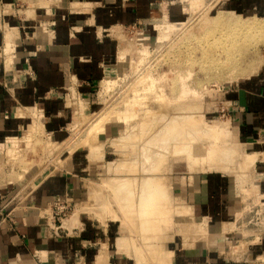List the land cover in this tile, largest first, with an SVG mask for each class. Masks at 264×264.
<instances>
[{
  "label": "crops",
  "instance_id": "0c3cea01",
  "mask_svg": "<svg viewBox=\"0 0 264 264\" xmlns=\"http://www.w3.org/2000/svg\"><path fill=\"white\" fill-rule=\"evenodd\" d=\"M2 1L10 6L19 0ZM40 2L46 12L51 13V1L34 3ZM59 2L62 4L63 1ZM34 3L31 12L36 7ZM95 3L96 0H88L86 4L91 7ZM36 13L41 14L40 11ZM88 20L89 17L83 22H71L69 29L55 24L48 34L13 21L14 35H0V215L13 218L11 223L0 225V264H136L116 251L115 234L110 232L109 225L98 231L85 220L83 226L80 225L82 228L63 231L60 237L50 236L46 223L50 221L47 210L51 204L66 201L77 205L86 197L81 179L86 164L83 151L76 150L67 159V171L50 169L47 175L48 172L39 175L34 170L38 161L32 169L21 161L29 150L25 142L32 135L33 119L38 117L44 134L62 141L66 136L64 126L72 116L64 104L65 88L71 87L89 99L103 75V64L114 51L113 41L107 33L120 22L117 15L111 17L108 12L101 11L92 18L94 27L88 24L83 29ZM5 51L6 54L12 51L14 56V65L7 64L6 69L1 62V53ZM261 83H245L244 87L226 93L223 100L231 106V120L239 140L251 147L254 156L261 158L254 165L257 190L254 191V180L251 179L244 193L264 200V85ZM109 132L110 127L105 126L100 136ZM8 139L18 142L16 150L22 156L18 166H12L10 158L3 154L6 150L2 147ZM26 160L28 163L30 159ZM189 181L186 186L177 188V195L186 204L182 207L189 210L191 218L174 220L177 225H185L187 232H192L193 241L183 243L182 237L178 243L170 241L166 248L170 264H239L240 259H228L225 243L234 239L245 241L246 236V246L240 254L245 259L242 263L264 258V229L259 233L252 230L246 235L237 217L242 211L238 209L241 203L238 197L231 196L228 177L217 172H204L193 174ZM31 210L45 216L35 217L28 213ZM167 241L169 237L166 236ZM153 252L150 250L147 254L153 256Z\"/></svg>",
  "mask_w": 264,
  "mask_h": 264
},
{
  "label": "rangeland",
  "instance_id": "374dc122",
  "mask_svg": "<svg viewBox=\"0 0 264 264\" xmlns=\"http://www.w3.org/2000/svg\"><path fill=\"white\" fill-rule=\"evenodd\" d=\"M36 1L37 0L35 1L27 0L26 2L24 0L23 1L19 0L17 2L11 3L12 5L8 6V5H4L7 3L0 0V35H5V36L8 34L14 35L13 34L14 30L12 28H14L15 23H18L19 25L26 27L30 25V27H32L34 30L44 31L48 34L50 30L55 28L56 25L69 29L71 28L70 25L71 22L73 23L75 21L83 22L86 20L87 17H89L88 20L89 22L88 23L84 22L83 29L87 28L88 24L94 27V22H91L92 18L93 16L95 17V15L101 11L108 12L109 16L111 17L117 15L118 20L120 22L119 25H116L115 27L111 28L110 29L111 31H109L108 33L106 32L107 34H110L107 35L108 38L113 41L114 51H112L111 55H109V57L106 58L105 63L103 64V75L100 78L98 84L96 85V88L93 90L91 97H89L88 99L86 96L79 95L71 87L65 88L66 91H64V95H63L64 104L70 110L72 116L71 119L67 120L68 121L67 125L64 126L66 132V136L64 137V139L59 142L53 140L51 135H47L43 133L42 127L41 125H39L41 135H40V131H38L39 133H37V135L39 134L40 136L38 135L36 142L32 143L33 146L30 145L31 147L30 146L27 147V149L29 148V150L25 152L26 154L24 155V158H22L21 160L25 164H28L31 169L34 167L35 161H38L39 165L36 166L34 170L39 172L38 173L39 175L43 172L44 173L48 172L46 173L47 175L51 171L53 172L67 171L66 168L67 159H70L72 155L76 152V150L84 152L83 153L84 162L86 164L84 165V171L81 174V179L83 180L82 184L84 185L83 187L86 195L83 201L84 202L87 201V202L84 203L82 201V203L79 202V204L77 205H74L66 201H62L60 203L56 201L52 203L50 208L47 210L50 215L49 216L50 221L48 222V224L52 225L54 223L55 226H60V224L62 223L61 226L64 229L65 233H67V231H72L71 229L72 228L74 229V227H76L77 229L82 228L80 227V225L83 226L82 223L85 220H88L91 224L95 225L98 231L103 229V227H105L106 225L107 226L109 225L111 227L110 232L112 234H115L116 239L114 238L115 240L114 243H115L116 251L118 253L125 254L129 258L133 259L136 264H170L169 255H168L169 253L166 251L167 245H170L171 243L170 241L178 243L180 242V237H182L183 243H186L187 240L193 241L192 232L191 231L187 232V228L185 225H183L182 223H179V225H177L178 224L177 220H174V217L172 218L173 212L175 213V209L176 212L178 211L180 212L182 208L180 207L179 209L178 206H184L183 204H185L183 203V201L179 199L177 195L178 193L177 188H179L180 186H186L188 184V181L190 180V177H192L193 174L196 173L199 174L204 172H212V173L217 172L226 175V177H228L230 183L231 196L238 197L237 199L240 200L241 205L240 208L238 209H242V211L238 214L237 217L239 218L238 222L242 224L243 229H245L244 231L246 232V235L250 233L252 230L257 231L258 233L261 232L264 229V206L262 205L264 204V200L256 198L255 195L249 196L248 194L244 193V189L248 188L247 185L248 181L251 179L253 181L255 178L256 173L254 171V165L256 163V160L261 158L254 156L253 155L254 152L251 149V147L245 145L239 140L238 133L236 132V129L231 120V115H232L231 106L229 105V103L223 100V97L225 96L226 93H229L233 89H236L238 87H244V84L250 81H262L261 85H264V0H191V1H197V4L199 5L198 8H192L191 12L188 8L189 0H100V3L98 2L99 0H96V3L91 7H88L86 4L88 3V0H62L63 1L61 2L62 4H59L60 3L59 0H47V1H51L49 5L53 6L51 8V13L46 12L47 9L43 5V3L41 2L40 4H37L39 2L34 3ZM33 3L34 5H36V7L34 8H38L41 6H43L44 8L40 10L39 9L34 10L33 8L32 12L35 11V13L33 14L31 12V4ZM71 3L74 4L72 5ZM128 4L133 5V7H127ZM135 4H137V7H135ZM54 5L57 6L58 9H56ZM37 11H40L41 14L36 13ZM220 12L223 13L224 15L231 17L234 20L235 25L250 26V27L252 25L257 26L256 29L250 30L251 33L247 34L248 37L246 41L243 43L245 45L246 51H242L241 53L244 60H242L239 64V66H241V68H244V70L248 69V66L250 67L255 65L257 67V68L255 67L256 68L255 72L248 74V72L245 73L233 72L230 69H226L223 71L214 70L204 75L203 71L197 69V67H194L193 69L192 67L187 66L184 62L182 63L179 62L175 58L174 53L187 54L189 52V49L185 47V44L188 42V39L180 40L182 38V35L188 34V37L189 35H193L195 38H197L198 36L206 35L205 38L206 40L204 41V43L210 42L211 39L214 40L217 37L223 39V37L221 36L225 35L226 30L222 27H218L219 30L214 32V28H213L214 26L212 25L213 24L212 21ZM39 15H41V17H39ZM199 18L201 19L203 18V21H205L206 24H203L202 22L199 24L198 22L200 20ZM24 20H26V22H24ZM54 20L55 21L57 20V22H54ZM188 21H190L189 24ZM162 23L177 27L180 26L182 27L187 24L188 25L186 29L171 34L173 36L169 40L164 42L160 46V48H156L155 43L152 42L151 39L157 40L158 36H160L155 26ZM216 26H220V25H216ZM98 31L102 32L101 29H98ZM200 40H204V39H200ZM5 45L6 43H4V48ZM143 50L147 51V54H144ZM200 51L202 52L203 49H200ZM1 54H2L1 62H4L5 69L7 64L9 65L10 63H12V66L14 65V59H13L14 56L12 55V51H10V53L8 52V54H6V51L4 53L2 52ZM196 56L199 57V54L196 53ZM247 58L252 59V61H247L246 60ZM120 62H125L124 70L118 73L117 66L118 63ZM168 75L169 77H167ZM179 76H183V79L179 80ZM138 79L140 81L146 80L148 82L147 84H151V82H153L154 86H156V89L154 91H157V89L159 90L163 89L167 94H169L171 92V90L169 89L170 87H172L173 88L172 90L174 91V95L177 92L178 86L180 85L181 81H186L188 89L190 88V90L194 89L198 91L201 97L199 99H193V101L191 98L186 99V102H184L183 104L181 103H177L178 105L175 104L173 109L178 107L180 110L181 106L184 108L191 106L195 107L196 109L199 108V115L202 117L203 123L215 127L216 130L218 129L220 130V128L222 127L221 130L226 129L227 132L229 131L233 132L232 134L233 135L235 134L233 138L236 139L235 143L237 142V144L240 145V149H239L241 151L240 153H244L247 156H252L251 159L253 160V167L250 165L251 172L248 174V176L251 175V177L250 176L246 177V184L244 185L240 184L239 181L236 182L234 181L235 183H232L229 177V173L226 174L227 170L226 171H223L224 169L218 170L219 168H222L221 166L216 167L213 166L212 163L210 165V162H213V160H217V159H223V161L222 160H217V161L219 163H224L225 162L224 154H222V156L217 159L215 158L210 159L208 157V159L199 160L198 157L195 160L197 165L194 166L192 163V165L194 166L192 167L193 169L197 167L194 171L191 170L192 168L189 167L188 163L184 161H173L172 167L171 164L170 166H167L168 168L171 167V169L167 168V170L171 172L169 173L167 171V173H165L166 175L165 177L170 176V179L167 178L168 180H170L169 182L170 185L167 184L166 187L170 186L168 187L171 190L170 193L173 192L171 194L172 195L171 199L173 202V206L176 205L175 206L176 208L174 210L173 209L170 210L171 215L169 216L163 215L164 220H166V218L169 217L168 224L166 225L164 221L161 224L163 229L159 227L158 232L155 231L152 232V235H154L152 237L156 238V246L153 249L154 251L153 256L147 254L152 249L149 248L147 250L146 248L145 250H143L144 248L140 244L142 243V241L140 240L142 239V237H144V235H147L146 234L147 232H143L145 234L140 235V233L136 229H135L136 231L131 230L133 226L132 227L128 226L131 228L128 229V231H130L131 234L127 232L126 228L128 227L125 225L126 228H124L125 226L122 225L125 223L124 222L125 220L124 218H121L122 216L119 213L120 209H118L119 207L117 208L116 203L113 202V200L114 201L116 200L113 199V195L111 191L109 189L107 190L106 186L104 185L105 190H107L108 192L107 195L110 196L109 199L106 195V197L108 198L107 199L104 197L105 196L104 193L106 191L101 189L103 187V184H105L104 182L109 177V173L108 174L105 173L107 164L114 163L120 160L121 158H123V156H121L120 153L115 151V149L118 148L120 149V147H118L119 144H115L113 140L117 139L118 136L120 135L122 136V134L125 135V133L126 132L128 133L129 131L136 133L137 131L136 129H134L135 125L137 126L138 123L139 124L141 123V121L150 119L149 116L142 118L141 117L142 114L140 115L133 114L131 119H129L130 121L127 122L126 124L127 126H123L122 124L116 123L114 121L110 123H106L104 125V128L105 126L110 127L109 133H115V134L110 135L108 133L105 136L104 135L100 136L103 134L104 132L103 130V132L99 134V136L97 137L96 141H90V139L85 141V137H84L88 132L87 128H89L90 126L88 125L87 127L86 125L91 124L92 121L96 120L95 115L100 116L103 111L105 112L107 108H111V107L121 109L123 105L120 103L123 102V100L131 101L132 98H136L135 95H137V92L135 93L134 90L136 89L135 84H137L136 81ZM168 82H170L169 86L166 85V83ZM104 98L106 101L104 100ZM121 99L123 100L121 101ZM149 100L150 99H147V101ZM108 105L111 107H108ZM102 109L103 111H101ZM33 120L36 123L39 122L37 116ZM38 124H40V122ZM221 139L223 142L229 144L228 137L223 136ZM78 142H82V144L80 145V143L78 144ZM102 144L103 147L100 148ZM111 145H114L115 147L114 146L112 147ZM97 146H99L98 150L95 152L97 157L98 156L103 157L101 161L99 160V162H98L99 157L98 158L94 157L96 158L95 161L91 159V149L97 148ZM133 146L136 145L133 144ZM70 147L71 149L77 147L71 155L67 154V152L70 153L69 151ZM241 147L242 148L244 147L243 148L244 152H242ZM31 149L33 150L31 151ZM207 149L208 147L204 146L202 150L206 152ZM100 151L102 154L100 153ZM98 153L101 154V156ZM5 157L7 158V156ZM21 157H22L21 155L17 157L18 160L16 163L20 164ZM26 159H30L28 163L26 162L27 161ZM200 163H203L204 165L201 164L200 167ZM14 166H18V164ZM50 169L52 170L49 171ZM139 174L141 176L140 172ZM142 174L145 175L146 173H142ZM98 180L102 186L100 184L97 185ZM101 182H103V184ZM237 182H239V184ZM95 183L97 184L95 185ZM90 184L93 185L91 186ZM254 185H255L254 191H256L257 188H256L255 180H254ZM91 188L92 190H96V189L98 191L100 190L99 192L101 193V195H104L102 197L105 198L106 200L101 203L102 197H100V193H98L97 190L96 192L93 191L94 194L95 193L97 194L93 196L92 193H90L92 192L90 190ZM88 192L90 194H88ZM88 195H92L93 196V197L91 196L92 199H89L90 197ZM95 197L96 199L93 200V198ZM111 197L113 200L111 199ZM90 200L91 201L93 200L94 203L93 202L88 203V201ZM96 200L98 201V203L100 201L101 207L98 203H96ZM109 201L111 202L110 204L113 203L112 206L109 203H107ZM88 204H92V205L97 204V207L99 209L96 206H94L95 208H92L91 210L92 205L90 206ZM103 204H106V206L104 205L106 208L102 206ZM61 205H63V207L65 208L63 212L59 214V217H57L56 214L59 212H57L55 208L59 206L61 207ZM107 206L109 207L111 206L110 211H112V213L108 211L109 209ZM85 207H87L86 208L87 211H85L86 210L84 209ZM103 209L105 210L108 209L106 210V215H107L106 218H104L105 211ZM83 210L84 213L81 212ZM90 210L92 212H90ZM93 211L95 212V214L96 213L99 214L94 215ZM101 211L102 212L104 211L103 213L104 215L101 214ZM28 213L34 215L35 217H39L40 215L45 216L44 213L41 214L38 211L35 213L33 210H31L30 212L28 211ZM113 213L114 215H112ZM100 214L103 215L102 216L103 218L101 217V219L98 218ZM110 215H112L111 220L109 218ZM174 216H176V214H174ZM115 217L117 218L119 217V218L117 219ZM113 218L117 220H114ZM98 219L100 222L98 221ZM121 219H123L124 221L123 220L121 221ZM12 221L13 218L11 215L8 216V218L5 217V215H0V225L9 224ZM67 222L69 224L72 222L71 223L72 225L70 224L71 225L70 227H66V225L64 224ZM156 224L159 226V223ZM169 229L170 231L168 232ZM131 231H133L134 234ZM122 234H124V236H119ZM166 236L169 237V241L167 242H166ZM125 237L128 238V239L126 238L128 242L125 240V242L128 243V245L126 243L124 244V246L127 245V249H125L126 247H123L125 250L124 251L123 249L121 250L118 249L119 247L117 246L120 245L121 248V244H118V240H120L119 241L120 243H123L122 238L125 239ZM246 238L248 239L247 236ZM241 240L242 241L239 242H237L236 239L226 240L227 242L225 243L226 245L225 250L228 259H232L235 261L240 259L239 264H264L263 261L264 258H259L260 261L253 260V261H247V263L246 262L242 263V261L245 259L244 257L242 258L240 254L243 253L244 251V246H246L245 244L246 240L245 241L244 239ZM136 244L137 245L139 244L138 245L139 250L140 248H142L141 250L143 251L141 252L140 250L139 254L142 253L141 255L143 256L137 257L133 255L134 253H137L136 251H138L135 250L134 252L135 248L138 249ZM163 250H164V256H163Z\"/></svg>",
  "mask_w": 264,
  "mask_h": 264
},
{
  "label": "bare ground",
  "instance_id": "6f19581e",
  "mask_svg": "<svg viewBox=\"0 0 264 264\" xmlns=\"http://www.w3.org/2000/svg\"><path fill=\"white\" fill-rule=\"evenodd\" d=\"M198 6L199 5L197 4V1L189 0L188 8L190 12L192 8H198ZM199 19H198L199 21L197 20L199 24L201 22L203 24H206V22L203 21V18L202 19L199 18ZM190 21H188V24L190 23ZM212 22H213L212 25L214 26V27L212 26L214 28V32L219 30L218 27H222L226 30L225 35L221 36L223 37V39L217 37L214 40L211 39L210 42L204 43V41L206 40L205 39L206 35L198 36L197 38H195L193 35H189V37L188 34L182 35V38L180 40L188 39V42L185 44V47L189 49V52L187 54L174 53L175 58L179 62L181 63L184 62L187 66H190L193 69L194 67H197V69L203 71L204 75L214 70L223 71L226 69H230L233 72H243V73L248 72V74L255 72V69L257 68L255 65L250 67L248 66V69L244 70V68H241L239 64L242 60H244L241 53L242 51H246L245 45L243 43L246 41L248 37L247 34L251 33L250 32L251 29H256L257 26L252 25L250 27V26L235 25V22L231 17L224 15L221 12L215 17V19ZM187 25H184L182 27L181 26L177 27L164 23L158 24L155 27L159 32L158 34L160 36H158L157 40L154 39L151 40L152 42L155 43L156 48H160V46L164 42H166L173 36L171 34L186 29ZM216 25H220V26H216ZM200 39H204V40H200ZM200 49H203V51L201 52ZM143 53L147 54V51L143 50ZM196 53L199 54V57L196 56ZM246 60L252 61V59L249 58H247ZM124 64L125 62L118 63L117 66L118 73L124 70ZM167 77H169V75ZM182 79L183 76H179V80ZM170 82L166 83V85L169 86ZM136 83H137L135 84L136 89L134 90L135 93L137 92V95H135L136 98H132L131 101L129 100L124 101L123 99H121V101L123 100V102L120 101L121 102L120 104L123 105L121 109L112 108L111 106H109L110 104L108 105V107L111 108H107V110L103 108L105 112L102 109L101 111L103 112L102 113L99 112L101 113V115L100 114H98L100 116L95 115L96 120L92 121L91 124L86 125L87 127L88 125L90 126L89 128L86 127L88 129V132L87 134L85 133L86 135L84 137H85V141L89 139L90 141H96L99 134L103 132L104 125L106 123H110L114 121L116 123L122 124L123 126H127L126 124L127 122L130 121L129 119H131L133 114H138V115L142 114L141 116L142 118L149 116L150 119L141 121L140 124L138 123L137 126L135 125V128L133 127L134 129H136L137 131L136 133H133L132 131L131 132L129 131L130 133L124 132L125 135L122 134V136L120 135L121 137L118 136L117 139L113 140L115 144H119V146L118 145L116 146L120 147V149L119 148L115 149V151L120 153V155L123 156V158H121L120 160L114 163L107 164L105 173L107 174L109 173V177L105 182L103 180L105 184L101 182L103 184V187L101 189L105 190L104 187L105 185L106 189L107 190L109 189L111 191L113 195V199H115L116 201H114L112 197L111 199L113 200L114 203H116L117 208L119 207L118 209H120V211L122 212L121 213L118 210L120 215L122 216L121 218H124L125 220L124 221L123 219H121V221L123 220L125 222V223L123 222L124 224L122 225L123 226L126 225L127 227L133 226L132 229L130 227L126 228L125 226L124 228L127 229L126 231L130 233V231H128V229L130 228L131 230L134 231L137 230L140 233V235L145 234L143 232H147L146 234L149 236L144 235V237H142V239L140 240L142 241V243L140 244L144 248L143 250H145L146 248L148 250L149 247H152L153 250L156 246V238L152 237L154 236L152 235V232L153 231L158 232L159 227L162 228L161 224L164 221L165 224L167 225L169 222V217H167L166 220H164L163 215H167V216L171 215L170 210L171 209L174 210L176 208L175 204H174L175 206H173V202L171 199L172 198L171 194L173 192L170 193L171 190L170 188H168L170 186L166 187L167 184L170 185L169 184L170 180H168L170 179V176L165 177L166 176L165 173H167V171L169 172V170H167L168 168L167 166H170L171 164L172 167L173 161H184L187 162L188 166L192 168L197 165L195 160L198 157L199 160L208 159V157L210 159L213 158L217 159L221 157L222 154H224L225 164L219 163L217 161V160L223 161V159H217V160H213V162H210V165L212 163L213 166L216 167L221 166L222 168L219 169L217 168V169L218 170L224 169L223 171L227 170L226 174L229 173V177L232 183L239 181L240 184L244 185L246 184V177L251 172L250 165L253 167V160L251 159L252 156H247L244 153H240L241 152L239 150L240 145L237 144V142L235 143L236 139L233 138L235 135L232 134L233 132L230 131L227 132L226 129L221 130L222 127L221 128L219 127L220 130L218 128H217L218 130H216L215 127L203 123L202 117L199 115V108L196 109L195 107L192 106L184 108L181 106L180 110L178 107L173 109L175 104L176 105H178L177 103L183 104L184 102H186V99L191 98L193 101V99H199L201 97L198 91L194 89L190 90V88L188 89L186 81H181L180 85L178 86L179 90L177 89L176 92L177 94L175 93V95H174V91L172 90L173 89L172 87H170L169 89L171 90V92L167 94L163 89L161 90L157 89V91H154L156 89V86H154L153 82H151V84H147L148 82L146 80L140 81L138 79ZM147 99L150 100L147 101ZM38 123L35 122L33 124L32 135L29 138H27L25 142L26 147L30 145L33 146L32 143L36 142L38 138L37 136L39 135V134L37 135V133H39L38 131H40V126H39L40 124ZM40 135H41V131H40ZM223 136L228 137L229 144L222 141L221 138ZM79 143L80 145L82 144V142H78V144ZM17 144L18 142L16 140L8 139L6 141V144L2 147V149L6 150L3 154L7 156V158H10L11 162L9 163L12 164L13 166L17 165L16 163L18 160L17 157L19 156L18 153L20 152L16 150ZM133 144H135L136 146H133ZM111 146L113 147L114 145ZM204 146L208 147L206 152L202 150ZM98 147L99 146H97V148L91 149V159L93 161H95L96 158L99 157V156L97 157L95 153L98 150ZM102 147L103 144L100 148ZM76 148L71 149L70 147L69 150L70 153L73 152ZM243 148H242V152H244ZM32 150L33 149H31V151ZM101 154L99 155L101 156ZM102 158H103L102 156L99 157L98 162L99 160L101 161ZM192 163L194 166L192 165ZM201 164L204 165L203 163H200V167ZM171 167L169 168L171 169ZM196 168L197 167H195L194 169L192 168L191 170L194 171ZM139 172L141 173V176ZM142 173H146V174L143 175ZM22 175H20V177ZM20 177L17 176V179L18 178L20 179ZM239 182L237 183L239 184ZM96 184L97 183H95V185ZM99 184L100 183L98 180L97 185ZM90 185L92 186L93 184ZM90 190L92 192L90 191L89 192L92 193L93 196L97 195L96 193L95 194L93 193V191L96 192L97 189L92 190L91 188ZM107 190L105 191L107 192ZM99 191L98 193H100ZM89 192L88 194H90ZM106 192L104 193L105 196L101 195L100 193V197L104 196L105 198L108 197L110 199V196L107 195L108 192L107 193ZM92 195H88L90 197L88 198L92 199L91 198ZM96 197L93 198V200H95ZM102 198H101L102 200L101 203L106 200L105 198L103 199ZM93 200L92 201L90 200L91 202L88 201V203H92ZM96 203H98L97 200ZM107 203L110 204L111 202L109 201ZM98 204L100 205V201ZM106 204H103L102 206L104 205L106 206ZM112 204L110 205L112 206ZM88 205L91 206L92 204H88ZM94 206L97 207V204L92 205L91 210L92 208H95ZM105 206L104 208H106ZM111 206L110 207L107 206L109 210L106 209L110 213H112V211H110ZM180 207L182 208L181 211L176 212L175 209V213L173 212L172 218L173 217L176 219L182 218L186 221L190 220L191 217L189 210H185L184 207L178 206L179 209ZM86 208L87 207H85L84 209ZM91 210L90 212H92ZM103 210L105 211L104 218H106L107 216L106 210L105 209ZM85 211H87V209ZM94 211L93 214L96 215L97 213L95 214ZM104 211L103 212L101 211V214H103ZM81 212L84 213V210ZM101 214L99 215V217L97 216L99 219H101V217L104 215ZM174 214H176V216H174ZM112 215H114V213ZM112 215H110L109 217L110 220ZM67 223L64 224L66 225V227H70L72 225L71 224L72 222L70 223L71 225L69 223L68 225ZM156 223H159V226ZM131 232L133 233V231ZM119 236H124V234ZM126 238L127 237H125V239L122 238L123 243H120L119 242L120 240L117 239L118 244H121V248L120 245L117 244L118 245L117 247H119L118 249L124 250L123 247H126L125 249H127L128 243H126L125 240L127 241L128 238L127 239ZM196 238L197 237L195 236L194 240ZM125 243L127 244L126 246H124ZM141 249L142 248H140V250ZM135 250L139 251V252L136 251L138 255L143 256L141 255L142 253L139 254L140 253L139 248L138 249L135 248L134 252ZM143 250H141V252Z\"/></svg>",
  "mask_w": 264,
  "mask_h": 264
},
{
  "label": "built area",
  "instance_id": "2783aa9c",
  "mask_svg": "<svg viewBox=\"0 0 264 264\" xmlns=\"http://www.w3.org/2000/svg\"><path fill=\"white\" fill-rule=\"evenodd\" d=\"M60 203V202H59ZM263 205V204H262ZM65 207H63V205H61V207H56L55 210L59 213L56 214L57 217H59V214L61 212H63ZM61 220V219H60ZM59 220V221H60ZM53 223V222H52ZM61 223V222H60ZM62 223L60 224V226H55V224L53 223L52 225H49L48 223L46 224L47 229L50 231V236L52 237H60L61 233H63L64 229L62 228ZM73 230V228H72ZM68 232V231H67Z\"/></svg>",
  "mask_w": 264,
  "mask_h": 264
}]
</instances>
